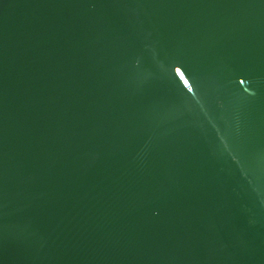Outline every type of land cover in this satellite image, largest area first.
Masks as SVG:
<instances>
[{"label": "water", "instance_id": "1", "mask_svg": "<svg viewBox=\"0 0 264 264\" xmlns=\"http://www.w3.org/2000/svg\"><path fill=\"white\" fill-rule=\"evenodd\" d=\"M0 264H264V0H0Z\"/></svg>", "mask_w": 264, "mask_h": 264}]
</instances>
